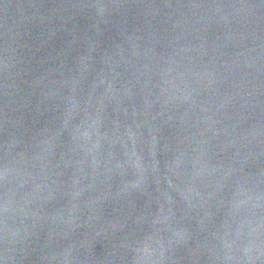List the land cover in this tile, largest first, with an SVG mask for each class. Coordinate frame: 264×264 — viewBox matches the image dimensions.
<instances>
[{
	"label": "water",
	"instance_id": "1",
	"mask_svg": "<svg viewBox=\"0 0 264 264\" xmlns=\"http://www.w3.org/2000/svg\"><path fill=\"white\" fill-rule=\"evenodd\" d=\"M0 264H264V0H0Z\"/></svg>",
	"mask_w": 264,
	"mask_h": 264
}]
</instances>
